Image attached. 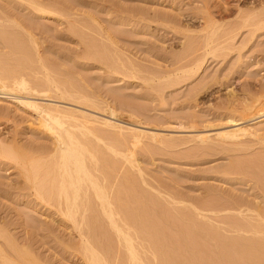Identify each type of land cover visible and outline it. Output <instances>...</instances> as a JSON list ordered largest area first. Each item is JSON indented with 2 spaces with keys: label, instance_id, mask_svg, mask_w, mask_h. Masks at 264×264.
<instances>
[{
  "label": "rangeland",
  "instance_id": "374dc122",
  "mask_svg": "<svg viewBox=\"0 0 264 264\" xmlns=\"http://www.w3.org/2000/svg\"><path fill=\"white\" fill-rule=\"evenodd\" d=\"M61 1L78 3L85 12H90L105 20L115 21L119 20L121 16L130 14H134V18L139 19L141 13L136 12L142 9L144 12L146 11L145 15L148 16L146 20H149L146 25L127 27L131 30V41L134 47L131 58L136 63L135 67L116 66L117 68H113L91 58L92 56L84 55L82 49H78V44H73L65 38L56 40L46 38L45 41L40 36V53L42 58L47 61L52 76L62 86L80 90L81 93L89 96L91 101L59 100L58 95L54 92L50 95L34 92L21 94L26 102L36 103L41 107L54 110L55 114L60 116L63 121H67L66 123L64 121L65 126L68 125V128L75 131L79 138L81 135V139L83 138L84 141L88 139L86 141L92 148L89 145L88 147L97 155L102 151L111 154L107 148L112 144H116L117 146H114L119 149L132 150L135 157L134 161L132 160L134 165L127 164L128 167L131 166L132 169L129 167L131 172L135 173L134 177L142 184V189L153 196L160 195L159 198L161 197L162 201H168L165 203L170 206L191 207L190 210L198 213L193 212L196 219L200 211L194 210L192 203L198 206L199 203H205L213 197L222 198V200L232 199L233 201L234 198H243L246 201L254 199V202L262 199L255 197L261 191H257L258 188L251 183L253 180H250L252 179L250 174L225 171L229 167L231 159L250 155L233 150L238 146L230 144H224L228 148L220 146L222 143L219 138L217 139L216 134L243 126L259 127L264 132L262 130L264 129V119L258 122L257 126L252 122L238 124L228 120V111L225 108L230 90L236 91L238 95H247L250 90L251 93H255L258 87L264 86H261L264 84V28L259 29L254 35V39L251 40L248 31L252 29L250 24L254 25L256 19L250 17L252 22L247 20L250 23L248 25L250 28L247 25L243 27L237 35V39L234 40L237 49L234 51L235 46H232L233 50L225 49V52H229L227 58L209 54L197 76L195 74L191 77H177L175 74H171L170 78L164 77V62L170 61L174 55L182 52L183 41L187 39L188 35L193 38L199 35L197 37L200 38L194 39L198 41L195 42L198 44L207 32L204 24L206 20L210 19L209 21L215 22V26L219 28L217 29L218 34L222 32L224 34L226 28L225 33H227L232 25L235 27L242 24L249 12L257 8L256 6L259 8V5H264V0ZM29 5L28 0H0V12L14 10L15 13L17 10L16 13L22 14L23 11L28 16L31 12V16L35 11L31 10ZM254 7L255 9H252ZM261 7L257 9L261 10L263 14V7ZM258 10L256 11L257 19L260 20L263 15ZM157 14L162 17L166 16L172 21L154 20V15ZM240 17L242 18L240 19ZM42 22L51 27L57 23L52 18L44 19ZM248 22L246 23L248 24ZM52 28L53 30L61 29L60 26ZM202 32L204 33L201 34ZM201 35H203L202 38ZM245 38L251 41L247 39L249 41L247 44ZM2 41L0 39V57L14 63L17 54H13L14 57H8L13 52L6 42ZM240 43L247 44L242 47L243 50L238 47L241 46ZM199 52L203 57L202 50L197 51L198 54ZM197 53L196 60H199L200 57L197 56ZM216 53L218 54L220 51ZM26 73L30 77L41 78L45 74L38 64L26 69ZM196 84L204 87V89L201 88L202 93L198 97L195 96L196 90L194 92V89L199 90V86ZM195 86L198 88H194ZM3 95L6 96L2 97L0 94V140L2 143L5 146L16 145L23 149H30L36 155L40 154L42 150L44 156L54 154L56 140L43 125L37 111L32 107H26L27 105L16 103L14 96L20 94ZM109 108H113L123 117L119 118L118 115L111 117ZM54 112L52 111V113ZM104 117L122 124L121 128L123 129L118 127L115 130V128L104 125L102 123ZM131 120H136V122ZM125 126H128L127 129ZM131 128L156 132L159 134V138L154 139L149 135L136 141L128 133ZM126 130L128 131L126 132ZM82 133L87 134L86 139V134ZM203 135L204 138H207L205 142L200 140ZM250 138L252 137H240L242 145L250 146L252 144L248 153L254 152L253 150L257 152L258 148L261 150L262 147L259 144L255 146L254 138ZM242 145L240 147H244ZM98 148L100 150L96 152ZM122 161L119 159V163L125 166ZM99 162L104 163L101 160ZM99 162L97 167H102V169L98 168V170L103 171L104 164L100 165ZM8 163L0 156V223L1 225L5 224L3 227L8 231L7 234L16 238L15 240L20 246L26 242V245L29 246L30 243L27 249L29 251L32 249V255L38 258L40 263L42 261L43 264H88L83 255L78 253L79 238L76 229L71 226L72 222L69 220V223L66 217H62L55 207L36 200L30 194V190L17 188L19 175L16 169L14 170ZM93 170L96 175L102 176V171ZM118 170L115 171L118 175L114 174L117 175L116 179L118 176L121 179L124 167L119 172ZM248 178L250 179L247 180ZM175 202L176 204H174ZM204 214H206L205 217L202 216ZM234 214L238 215L237 211H203L198 218L201 219V222L213 223V227L221 228L222 232L219 230L220 233L227 237L230 235L232 237L242 234L251 235V233L235 231L224 222L229 221V217L232 218L235 216ZM215 216L218 217V220Z\"/></svg>",
  "mask_w": 264,
  "mask_h": 264
},
{
  "label": "bare ground",
  "instance_id": "6f19581e",
  "mask_svg": "<svg viewBox=\"0 0 264 264\" xmlns=\"http://www.w3.org/2000/svg\"><path fill=\"white\" fill-rule=\"evenodd\" d=\"M28 1L31 10L35 11L32 12L31 16V12L28 16L22 9V14L16 13L17 8L15 13L14 10L3 11V9L4 13L0 12V39L5 41L13 52L8 57L17 54L14 63L0 57V94L2 97L6 96L3 94H20L14 96L16 103L27 105L26 107H32L37 111L43 125L56 140V151L52 155L44 156L42 150L40 154L36 155L30 149H23L16 145L5 146L0 140V156L9 162L8 165L11 164V167L16 169L19 175L18 187H16L21 188V190H30V194L36 200L55 207L62 217L64 216L72 222L73 225L71 226H74L79 238L78 253L83 255L88 264H264V132L259 127L243 126L216 134L217 139L219 138L223 144L220 146L224 148H228L226 146L229 144L238 146L233 150L250 155L231 159L229 167H225L226 170L225 168L224 170L228 173L229 171L231 173L237 171L250 174L252 179L248 178L247 180H253L251 183L258 188L257 191H261L255 197L257 199L262 198L254 202V199L246 201L243 198H234L233 201L232 199L222 200V198L213 197L205 203H199L198 206L192 203L194 210L200 211L199 215L203 211H237L238 215L234 214L235 216L232 218L228 216L230 220L224 222L235 231L251 233V235L242 234L235 235L236 237L231 235L227 237V235L220 233L221 228L213 227V223L201 222V219L198 218L199 215L196 219L194 215L196 212L190 210L191 207L170 206L165 203L168 201H162L163 199L159 198L160 195L153 196V194L144 191L143 186L141 187L142 184L134 177L135 173L133 174L129 169L131 166L128 167L127 164L134 165L132 160L134 161L135 157L131 152L132 150L119 149L115 147L116 144H114L115 146L112 144L108 145L107 148L111 154L108 153V155L102 151L97 155L88 147L90 144L86 141L88 140L86 133H82L86 134V137L84 136L85 142L83 138V140L81 139L80 134L79 138L75 131H71L68 125L65 126L67 121L64 120V123L54 110L41 107L36 103L26 102L23 95L21 96V94L34 92L50 95L54 92L58 95L59 100L91 101L90 97L81 93L80 90L62 86L52 76L47 61L42 58L40 53V36L45 41L46 38H51V40L65 38L73 44H78V49H82L84 55L92 56L91 58L113 68H117L116 66L135 67L136 63L131 58L134 51L131 30L127 27L146 25L149 22L146 20L148 18L145 15L147 12L145 11V13L143 9L136 12L141 13L139 19H135L134 14H130L121 16L119 20L114 21L99 18L90 12L87 13L80 8L78 3L74 2L61 0ZM256 7L258 8V6ZM262 7L264 11V5ZM257 8L254 7L252 8L255 9L254 11L247 13L248 16L246 19L244 18L242 24L240 23L241 25L235 23L238 26L228 27L230 30L228 29L227 33H225L227 28L225 31L223 30L224 34L223 32L218 34L217 29L219 28L215 26L214 21L206 20L204 24L207 32L204 34V38L200 39L201 41L198 39L200 42L196 44L197 38H200L197 37L199 35L195 36V38L197 37L196 40L188 35L189 38L187 37L183 41L182 52L174 55L168 61L169 63L164 62V77L170 78L171 74H175L177 77H191L195 74L197 76L209 54L227 58L229 52L224 50H230L232 46H235L234 40L237 39L241 29L250 24V17L256 19V22H254L255 26L252 25L253 27L251 26L252 23L250 24L252 29L249 31L247 29L250 34L247 33V35L250 36L251 40L254 39L257 31L264 28V13L262 14L261 10ZM257 10L263 15V18L258 17L260 20L257 19ZM154 16V20L172 21L159 14ZM49 18L57 22L52 27L60 26L61 29L53 30L50 25L42 22V20ZM250 27L248 26V28ZM202 29L204 28L202 27ZM202 37L203 35H201ZM250 39L248 40L251 41ZM248 40L246 43L249 42ZM243 43H240L241 46L238 47L242 49L244 45L248 44ZM54 44L56 43L54 42ZM235 47L233 48L234 51L237 49ZM198 50H202L203 57L200 56V52L197 53ZM217 51L220 53L217 54ZM221 52L223 53L221 54ZM196 53L200 57L199 60H196ZM198 61L201 62L196 63ZM35 64L44 70L43 78L27 75L26 69ZM136 67L139 66L136 65ZM197 86L194 88L197 87L199 90L193 89L194 92L196 90L195 96L198 97L202 93V87L200 84ZM225 104L228 120L238 124L252 122L256 123L257 126V123L264 119V86L258 87L255 93H251L250 90L247 95H238L236 91L230 90ZM109 111L111 117L117 115L120 116L119 118L123 117L116 113L113 108H109ZM102 119L104 125L115 128V130L122 127V124L115 121L105 117ZM131 121L136 122V120ZM120 130L117 131L120 132ZM87 132L90 133V131ZM128 133L136 141L149 135L154 139L159 138V134L156 132L138 128H131ZM243 136L252 137L250 139L254 138L255 146L259 144L262 147H260L261 150L258 148L259 151L256 150L257 152L253 150L254 152L248 153L252 144L250 143L251 147L247 144L248 147L245 144L242 145V138L240 139V137ZM200 140L205 142L207 138H204L203 135ZM253 140L250 141L253 142ZM224 144L227 145L224 146ZM240 145L245 148L240 147ZM99 150L100 148L96 152ZM119 159L120 161L124 160L122 162L125 163V166L119 163ZM100 160L104 163H100ZM98 162L100 165L104 164L105 169L103 171L98 170V168L102 169V167H97ZM119 167L121 169L124 167V172L121 171L123 172L121 179L119 176L116 179L118 173L115 171ZM93 169H97L96 172L102 171V176L96 175ZM202 216L205 217L206 214ZM3 225L5 224L3 223ZM3 225L0 223V264H43L42 261L40 263L38 258L32 255V249L29 248L31 251L27 249L30 243L29 246L26 245L27 242L20 246L15 240L16 238L14 239L7 234L8 231L4 229ZM213 241L215 242L213 243Z\"/></svg>",
  "mask_w": 264,
  "mask_h": 264
}]
</instances>
